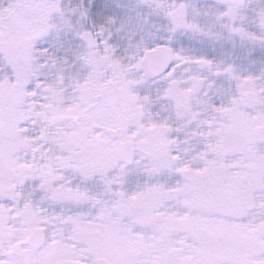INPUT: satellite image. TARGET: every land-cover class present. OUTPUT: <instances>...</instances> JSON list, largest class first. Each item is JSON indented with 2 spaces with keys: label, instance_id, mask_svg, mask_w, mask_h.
<instances>
[{
  "label": "snow or ice",
  "instance_id": "1",
  "mask_svg": "<svg viewBox=\"0 0 264 264\" xmlns=\"http://www.w3.org/2000/svg\"><path fill=\"white\" fill-rule=\"evenodd\" d=\"M0 264H264V0H0Z\"/></svg>",
  "mask_w": 264,
  "mask_h": 264
}]
</instances>
